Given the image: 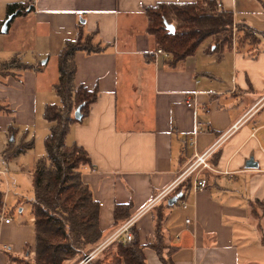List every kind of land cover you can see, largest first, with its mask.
Returning a JSON list of instances; mask_svg holds the SVG:
<instances>
[{
    "label": "crops",
    "instance_id": "1",
    "mask_svg": "<svg viewBox=\"0 0 264 264\" xmlns=\"http://www.w3.org/2000/svg\"><path fill=\"white\" fill-rule=\"evenodd\" d=\"M22 1L26 10L0 31V67L11 58L29 64L0 72V103L8 108L0 112L1 160L8 166L34 146L5 158L9 141L11 148L34 142L38 125L46 134L44 107L59 100L53 88L57 55L80 22L97 32L103 49L75 54V82L95 88L97 96L69 136L93 164L82 176L99 202L102 241L126 220L113 226L116 203H129L139 240L151 241L156 206L163 202L164 240L172 248L163 255L172 264H264V243L250 209L251 201H259L264 231V0H220L232 11L231 45L217 56L209 51L212 41L199 44L174 64L168 52H156L160 47L146 30L144 9L176 0H0V21L7 18L8 3ZM237 22L251 26L255 37L238 40ZM193 91L197 103L189 106ZM208 148L206 185L194 190L188 175L161 196L194 152ZM37 155L33 149L30 175ZM250 157L256 166L246 165ZM7 175H0L6 183L2 201L12 219L0 225V264H32V199L15 215ZM186 178L184 196L168 204ZM186 218L192 221L188 227ZM144 253L148 264H164L153 249Z\"/></svg>",
    "mask_w": 264,
    "mask_h": 264
},
{
    "label": "trees",
    "instance_id": "2",
    "mask_svg": "<svg viewBox=\"0 0 264 264\" xmlns=\"http://www.w3.org/2000/svg\"><path fill=\"white\" fill-rule=\"evenodd\" d=\"M27 7L24 1L8 3L7 17L21 14ZM144 14L147 32L156 47L168 52L171 64L194 53L198 45L209 36L212 38L209 51L216 52L217 56L231 45L232 11L218 7L216 0L158 1L146 6ZM166 22L173 25V30L167 28ZM235 29L238 40L255 37L254 29L245 22H237ZM102 49L97 32L86 30L79 22L75 37L65 39L57 55L58 78L53 88L59 100L47 103L44 107L42 115L48 122V130L43 137L44 151L35 157L31 170V209L35 229L32 264H77L103 239L99 226V202L82 176L83 170L93 167V164L87 150L69 136L72 124L82 120L89 104L97 96L95 88L75 82V54L77 51L92 53ZM13 66L25 68L29 64L11 58L1 65L0 72ZM77 106H80V118L74 116ZM7 109L6 105L0 103V112ZM32 143V140L24 141L11 148L12 141H9L3 156L9 158L31 147ZM189 183V178H186L177 187L173 193L178 195L175 202L184 196V189ZM163 204L161 202L156 206L151 241L142 243L132 224L131 238L116 237L84 264H148L145 247L153 249L164 264H172L170 257L166 259L163 255L165 249L168 252L172 249L164 240ZM258 204L259 201H251L250 209L264 243ZM128 207L129 203L115 204L114 227L130 217Z\"/></svg>",
    "mask_w": 264,
    "mask_h": 264
},
{
    "label": "built area",
    "instance_id": "3",
    "mask_svg": "<svg viewBox=\"0 0 264 264\" xmlns=\"http://www.w3.org/2000/svg\"><path fill=\"white\" fill-rule=\"evenodd\" d=\"M217 6L221 7L222 3L220 0H216ZM156 52H162L166 54L161 48H157ZM194 96L190 99L186 100V104L189 106H195L197 103L196 100V94L197 91L192 92ZM197 128L199 125L197 124ZM211 148H208L204 152H194L193 159L181 170L180 174L178 175L177 179L171 184L168 188H166L163 192L162 195L167 194L170 192L175 185L183 180L188 175H191L192 177V183H193V189H201L206 185V178L203 175V170L209 167V162L207 161V156L210 152ZM8 171L5 169H0V175L3 177V180H6V175ZM183 204H185L183 202ZM8 207L6 205L5 201H2L0 204V225L4 222H9L11 221L12 217L8 213ZM135 220V217H130L126 219L119 227L118 229L110 236L108 240L102 241L99 243L98 246L94 250H92L89 254H87L80 262L77 264H84L86 261H88L94 254H96L98 251H100L104 246L109 244L113 239H115L118 236H122L123 239H129L131 238V231H130V226L133 224ZM191 218H186L185 223L187 224V227L189 224H191Z\"/></svg>",
    "mask_w": 264,
    "mask_h": 264
},
{
    "label": "rangeland",
    "instance_id": "4",
    "mask_svg": "<svg viewBox=\"0 0 264 264\" xmlns=\"http://www.w3.org/2000/svg\"><path fill=\"white\" fill-rule=\"evenodd\" d=\"M252 3L253 5H261V3L258 0H252ZM211 41L212 38L209 36L200 43L199 47L208 45ZM10 42L12 41L10 40ZM6 43H8V41ZM24 45L27 46V41H25ZM22 55L23 52H21V56ZM25 55H27V53H25ZM42 129L43 127L38 125L37 132L35 131L36 135L34 137V142H33L34 146L32 147V149L20 155L16 160L7 162L8 166L7 164H5V162L1 160L3 158L0 157V168L8 169L7 180L10 188L8 194L9 202L11 204L10 206L12 207L11 208L12 211L14 209L15 215L19 214L18 211L19 207H23V210L25 211V209L28 207L29 199H32L33 196L31 175L28 172V167L32 163L33 149H35V151L38 154L43 153L44 151V145H43L44 135ZM3 154L4 151L2 152V156ZM0 187L2 189V192L3 191L5 192L6 183L2 181Z\"/></svg>",
    "mask_w": 264,
    "mask_h": 264
},
{
    "label": "water",
    "instance_id": "5",
    "mask_svg": "<svg viewBox=\"0 0 264 264\" xmlns=\"http://www.w3.org/2000/svg\"><path fill=\"white\" fill-rule=\"evenodd\" d=\"M10 16H8L5 20H3V22L1 23V27H0V31L1 32H5L6 30H7V26H8V22H9V20H10ZM166 24V26H167V28L169 29V30H173V25H171L170 23H165ZM74 116L76 117V118H80L81 117V112H80V106H77L76 107V109L74 110ZM12 139V138H11ZM246 165L247 166H256L257 165V162L255 161V160H253V158L252 157H250L248 160H247V162H246ZM177 194H174V195H172L171 197H169L168 199H167V203L168 204H172V203H174L176 200H177Z\"/></svg>",
    "mask_w": 264,
    "mask_h": 264
}]
</instances>
